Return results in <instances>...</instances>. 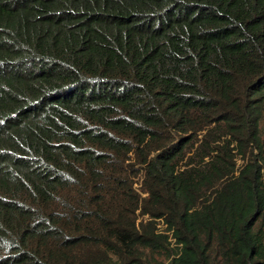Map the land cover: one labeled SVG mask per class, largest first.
Segmentation results:
<instances>
[{
	"label": "trees",
	"instance_id": "16d2710c",
	"mask_svg": "<svg viewBox=\"0 0 264 264\" xmlns=\"http://www.w3.org/2000/svg\"><path fill=\"white\" fill-rule=\"evenodd\" d=\"M154 261L264 264V0H0V264Z\"/></svg>",
	"mask_w": 264,
	"mask_h": 264
},
{
	"label": "rangeland",
	"instance_id": "374dc122",
	"mask_svg": "<svg viewBox=\"0 0 264 264\" xmlns=\"http://www.w3.org/2000/svg\"><path fill=\"white\" fill-rule=\"evenodd\" d=\"M240 163H241V161H240ZM136 186H137V184H135ZM140 191V190H139ZM141 218H144V216L143 217H141ZM160 226V225H159ZM157 257V259H158V261L159 260H161V258L160 257H158V256H156ZM158 261H154V262H152V263H149V264H162V262H158ZM165 263H167V262H165ZM164 263V264H165Z\"/></svg>",
	"mask_w": 264,
	"mask_h": 264
}]
</instances>
